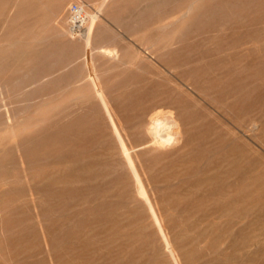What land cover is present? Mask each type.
Segmentation results:
<instances>
[{
    "label": "rangeland",
    "instance_id": "1",
    "mask_svg": "<svg viewBox=\"0 0 264 264\" xmlns=\"http://www.w3.org/2000/svg\"><path fill=\"white\" fill-rule=\"evenodd\" d=\"M9 1L14 3H10L13 4L11 6L14 8L12 11H9V9H13L9 5ZM54 1L56 0H0V11L6 8V10L1 11L2 20L0 18V40L2 39L0 41V57L4 58H0V61L2 60L0 69L3 68L2 72L0 71V82L3 83H0V264H36L37 261V264H264V51H262L264 50V6L262 5L264 1L221 0L219 2L220 0H215L219 3L217 4L214 0H177L178 2H175L176 0H150L148 2H145V0H117L118 2L116 0H107L104 6H101L102 0ZM62 2L66 3L63 9L59 11ZM209 2L210 4H208ZM124 3L125 6H123ZM205 3L210 7H207ZM41 4L46 6L43 7ZM76 6L79 7L80 12L82 9L85 10L84 25L85 22L87 23L89 14H98V25L103 29V36L108 38V41H105L104 44H113L115 42V44L120 45L122 56L128 63L119 65L116 61H100V63L98 61V69L104 85L106 84V88H116L120 92L122 100H125L124 107L130 112V115L136 112L134 114L136 115L135 118H140V121L136 119V122H141L145 118L148 119L149 116L164 113L170 108H176L175 110L179 115L187 117L186 127L189 131L187 135L180 137L173 144L151 151L149 156L144 157L143 164L139 167H134L133 163H127V167L132 168L127 174L124 164H120L119 172L114 176L109 175L102 183L87 182V187H82L79 190H77L76 183L75 191L77 190L76 194L79 197L76 200L68 199V202L66 200L64 201L66 203H64L63 200L67 198L63 197V200H61L62 198L56 195L57 190H53V194L56 195L55 198L50 197L51 199L46 202L47 204L43 203L44 206H42L43 209L46 207L54 209L48 219H46V226L49 229L47 239L51 242L49 246L46 244V237L43 234L37 216L38 208H34L29 200L27 188L23 187L18 193L13 188L11 175L14 172V164L11 162H13L14 158L13 143L15 138L13 136L16 131L13 130V125L10 123L9 118L16 104L20 105L22 119L34 115L39 107L38 95H44L42 97H44L46 108L49 111V122H52L66 114L68 110L75 108V106L82 105L88 97V94L82 93L88 87V83L86 81V72L83 71L85 68L84 66L81 67V57L77 58L76 62L70 63L65 67L63 65L66 64H52L50 62L52 56L68 57L70 53L74 57L73 53L79 55L81 52L80 49L73 50L75 46L77 47V44L68 43V35L64 32V29H69L72 24L73 8ZM106 7L107 9H104ZM118 7H120V11ZM200 7L202 9H200L201 13L200 10L197 11ZM37 8H39L38 11ZM188 8L189 10H187ZM205 8V13H203ZM208 8L209 11H207ZM51 9L53 12L50 11ZM114 10L118 13H113L115 12ZM43 11L45 14H41ZM57 11L58 13H56ZM69 12L73 15L71 16ZM181 13L185 15H180ZM230 13L231 15L228 16ZM5 14H7L6 18H3ZM63 14L65 15L61 16ZM81 14L84 15L83 12ZM48 15H54V18H48ZM40 16H43L44 19L43 21L41 17L39 21V23L43 21L41 22L43 26L37 23ZM222 16L225 18H222ZM230 16L236 19H232ZM217 18H220V20L218 21ZM214 19L217 20L215 21ZM172 21L173 24H170ZM36 23L37 25H35ZM105 23H108V25ZM152 23L153 25H151ZM163 23L167 27H164ZM49 24L52 26L49 27ZM146 24L150 25L146 26ZM186 24L189 27L185 26ZM222 24L224 25L221 28ZM117 25L119 28L121 27V31H125L124 35L123 32L117 33L119 32ZM138 26L143 27L139 29L140 27ZM154 26L157 28H154ZM199 26L202 27L200 28ZM206 26L210 29V34H208L209 31ZM34 27L35 32L32 30ZM159 27L163 29H159ZM151 28L152 30L150 31ZM217 29L219 30L216 31ZM17 31L21 34L20 38L22 37V39L17 35ZM28 32L31 34L24 36ZM109 32L112 33L108 34ZM10 33V37L15 35L16 38H10ZM151 33L154 34L151 35ZM158 33L159 35H157ZM192 35L197 36L194 37ZM36 36L39 37L37 38ZM154 36L155 38H153ZM62 37L66 38L62 39ZM93 37L96 39L97 34H94ZM29 38L30 41L32 39L31 42H28ZM183 38H187L189 45L192 44L190 45L192 49L196 50L197 48L187 60L183 57L179 58V56H171V58L168 55L162 58L157 56L145 58L143 57L144 50L137 47L142 46L144 48L147 44H162L167 41L178 45ZM200 38H204V41L202 42ZM52 39L56 40L52 42ZM117 39L119 41H116ZM154 39L156 40L155 42H153ZM6 40L8 41L7 45H4ZM38 40L42 42H38ZM197 40H200L199 42L203 46L198 45L199 42ZM33 42H38L36 44L37 47ZM23 43H25V46ZM55 43L63 45L60 48L58 44L61 50L58 49ZM206 43L207 45H205ZM219 43L222 45H218ZM18 44H22L21 46L23 47ZM71 44L73 47L70 46ZM193 44L196 47H193ZM16 45L17 48L13 47ZM71 47L72 52H70ZM52 48H55V50ZM45 49L46 54L45 51H41ZM65 49H68V52ZM208 49H212V52ZM60 51L61 53L58 54ZM32 52L35 55L37 53V57L41 55L39 53L45 54L42 57H47V60H40L41 64L35 67L25 65V61L29 58V55H32ZM8 53L10 54L8 55ZM27 54L28 56H26ZM35 55L30 56V58L35 57ZM7 56L9 58H6ZM20 56L22 58L26 57L23 58L25 60L22 61ZM175 59L178 61L175 62ZM48 60L49 64L47 63ZM16 63H18V65H15L17 70L14 69L17 72L13 70ZM40 65L46 66V69ZM75 66L81 71L74 68ZM70 68L72 75H70ZM52 69L53 71L50 72ZM56 70L60 71L57 72ZM28 71L31 73L26 76ZM32 71H34V75L39 71V77L37 75L35 77ZM74 71L77 73L74 74L75 77L73 76ZM239 73L242 74L240 75ZM225 74L227 75L226 77ZM9 76L10 79L13 78L14 80L12 83H10L11 80H8ZM41 76L45 78L42 77V79L40 78ZM17 77L25 78V80L23 79L24 83L20 84L23 82L22 79L20 83L15 82ZM234 78L237 80L235 81ZM51 79L54 81L56 79L55 82L58 85L54 81L51 82ZM71 79L72 82H70ZM214 79H219L220 81H215ZM76 80L79 82H76ZM29 81L30 85L36 82L35 85H32L34 89L28 90V92H26L27 90L23 91L21 87L29 84ZM65 81L67 85L64 84ZM41 82L43 83L41 84ZM213 85L216 86L214 87ZM5 86L7 89H5ZM17 87H19V90ZM227 87L229 92L226 89ZM261 88L262 90L259 92ZM53 92H55L56 96L53 95ZM261 94H263V97H261ZM143 98L144 101L142 100ZM30 99L33 100L30 101ZM254 103L256 104L254 105ZM24 105L25 107H23ZM133 108L134 110L130 111ZM131 118L129 117V119ZM180 118L175 117V122L168 129L174 130L177 126H180ZM168 121H170V118H168ZM104 136L110 143L111 138L107 132ZM182 142L188 144L183 147ZM109 147H111V151H116L113 146L110 145ZM92 148L95 153L101 150L100 147L94 146ZM87 153L90 154L89 151ZM115 157L119 158V155L115 153ZM1 158L4 159L1 160ZM98 159L100 160L96 156L89 158L81 165L82 167H91L93 164L98 163ZM79 167L80 164H76L73 169H79ZM4 177L7 183L2 180ZM151 177L152 179H150ZM117 179L125 181L123 182L125 185L133 186L136 189L142 187L145 196L140 201L131 202L129 199L128 202L127 198H122L120 195L121 187ZM157 181L159 185L156 188L151 190L145 188L147 183ZM81 184L85 186L84 181L78 185L82 186ZM121 198L124 202H120L122 201L120 200ZM150 198L153 201L161 202L160 209H148L151 206ZM178 203L181 205H178ZM64 205V211L62 213L59 212L60 206ZM77 206L83 207L78 208ZM76 207L77 209L73 211ZM170 210L174 213H171ZM68 211H70L69 215L64 213ZM62 214L64 215L62 216ZM139 214L140 219H136ZM106 218L109 219L107 220ZM74 219L75 223L72 222ZM65 222L67 223L65 224ZM69 223L72 225H69ZM4 227H7L8 230L4 231ZM60 228L62 229L60 230ZM141 228L142 233L139 230ZM153 228L159 229L160 236L169 233L171 237L174 233L173 238L178 240L177 244L180 246V250L174 252L177 248H173L167 253L165 252V254L164 251L166 250L159 245L156 229ZM120 229L123 232H119L122 231ZM73 234L75 238H73ZM60 235L61 238L59 237ZM175 236L177 237L175 238ZM52 237L57 240H52ZM69 237H71L69 240L73 239V241H69ZM138 237H141L140 241ZM50 249L54 250L50 251ZM46 252L48 254H45ZM41 254L43 257H41ZM131 255L134 257H131ZM39 257L42 260L41 262ZM61 259L64 260L62 261Z\"/></svg>",
    "mask_w": 264,
    "mask_h": 264
},
{
    "label": "bare ground",
    "instance_id": "2",
    "mask_svg": "<svg viewBox=\"0 0 264 264\" xmlns=\"http://www.w3.org/2000/svg\"><path fill=\"white\" fill-rule=\"evenodd\" d=\"M14 1V0H13ZM17 1V0H16ZM58 1V0H56ZM54 1V2H56ZM74 1V0H73ZM110 1V0H109ZM108 1V2H109ZM112 1V0H111ZM124 1V0H123ZM129 1V0H128ZM127 1V3H128ZM150 0H145V2H148ZM169 1V0H168ZM184 1V0H183ZM215 1V0H214ZM219 1V0H217ZM229 1V0H228ZM252 1V0H251ZM264 1V0H263ZM12 2V1H11ZM9 1V5H13V4H10L11 3ZM21 2V1H20ZM68 2V1H67ZM107 0H102L101 2V6H104L106 4ZM116 2H118L116 0ZM140 2V1H139ZM175 2H178L177 0ZM190 2V1H189ZM197 2V1H196ZM216 2V1H215ZM214 2V3H215ZM221 2V0L219 1ZM253 2V1H252ZM258 2V0L256 1ZM41 3V2H40ZM65 3L66 2H62V4L60 5V8H59V11L60 9H63V7L65 6ZM126 3V2H125ZM125 3L123 6H125ZM182 3V2H180ZM200 4V2H198ZM212 3V2H211ZM217 4H219L218 2H216ZM224 3V2H222ZM236 3V2H235ZM43 4V3H42ZM41 4V5H42ZM52 4V3H51ZM68 4V3H67ZM80 4V3H79ZM100 4V3H98ZM98 4H97V7H98ZM175 4H178V3H175ZM204 4V3H203ZM206 4V3H205ZM210 4V2L208 3ZM132 5V4H131ZM135 5H138V4H135ZM174 5V3H173ZM190 5V4H189ZM193 5V3H192ZM191 5V6H192ZM207 5V4H206ZM241 5V4H240ZM249 5V4H248ZM253 5V4H252ZM264 6V4H262ZM43 7H45L44 5H42ZM40 6V7H42ZM122 6V8H123ZM128 6V5H127ZM179 6V5H177ZM188 6V4H187ZM198 6V5H197ZM216 6V4H215ZM256 6V5H254ZM12 7V6H11ZM10 7V8H11ZM15 7V5H14ZM83 7V6H82ZM85 7V6H84ZM100 7V6H99ZM196 7V6H195ZM199 7V6H198ZM203 7V5H202ZM207 7H210L207 5ZM206 7V8H207ZM219 7V6H218ZM217 7V8H218ZM253 7V6H252ZM259 7V6H257ZM256 7V8H257ZM13 8V7H12ZM109 8V7H108ZM120 7H118V10L120 11L119 9ZM127 8V7H126ZM192 8V7H191ZM194 8V7H193ZM205 9L203 13H205ZM246 8V7H244ZM251 8V7H250ZM46 9V8H45ZM104 9H107L104 8ZM198 9V8H196ZM201 9V7L197 10L199 11ZM213 9V8H211ZM216 9V7H215ZM243 9V8H242ZM252 9V8H251ZM260 9V8H259ZM4 11L6 10V8L4 9H1V11ZM12 11L14 10L13 9H9V11ZM39 10V8H37V11ZM41 10V8H40ZM58 10V9H57ZM71 10V9H70ZM69 10V11H70ZM98 10V9H97ZM101 10V8H100ZM103 10V9H102ZM110 10V9H109ZM117 10V9H116ZM116 10H114L115 12L113 13H118L116 12ZM189 10V8L187 9ZM192 10V9H190ZM195 10V9H194ZM202 10V9H201ZM201 10H200V13H201ZM253 10V9H252ZM1 11H0V18L2 20V17H1ZM8 11V12H9ZM51 12L52 9L50 10ZM123 11V10H122ZM161 11V10H160ZM172 11V10H171ZM193 11V10H192ZM191 11V12H192ZM209 11V8L208 10ZM232 11V10H231ZM7 12V11H6ZM7 12V13H8ZM68 12V11H67ZM85 12L84 9L81 10V12L79 11V15L77 14H74V16H72L73 14H71L72 16V20H71V26L69 27V29H64V32L65 34L68 35V43H72L73 45L77 44V47L75 46V48H73V50L77 49L80 51V54L77 56L76 54H72L76 55L75 59L74 57H72L70 55V53L67 55L68 57H51L52 60L50 61L52 64L54 63H57V64H66V65H63V67L65 66H68L70 63H73V62H76L77 58H82V66H84L85 71L86 72V81L88 83V87L82 91L83 94H88L87 98L84 100L83 104L80 105V106H75V108L71 109V110H68L66 114H64L63 116H61L60 118H58L57 120L55 121H52V122H49V119H50V116H49V111L47 110L46 108V101L44 99V95H38L39 97V107L37 109V112L34 114V115H30L28 116L27 118L25 119H22L21 117V111H20V105H17L15 106V108L13 109V111H11V115H10V123L13 125V130L16 131V133H14V158H13V163L14 164V172L13 174L11 175V178H12V183H13V188L14 190H16V193H18L19 191H21L23 189V187H26L27 188V193L29 195V200L32 202L34 208H38V213H37V216L39 218V222H40V225L42 227V230H43V234L44 236L46 237V244L47 245H51L49 242V240L47 239V235H48V226H46V219H48V216H50V214L54 211V209L52 207H49V208H45L43 209L42 206L43 203L44 204H47L46 202H48L52 197V198H55V196H59L60 198H62L61 200H63V197H66L67 199H64V201L67 200L68 202V199L70 200H76L78 197V195L76 194V191L79 190L80 188L84 187L86 188L87 187V182H95V183H102L105 181V178L109 177V175L111 176H114L116 175L119 170H120V164H124L125 166V172L126 174L128 172H130V170H132V168H129L127 167V163H133L134 167H139L140 165L143 164V160H144V157L145 156H149L150 152L151 151H154V150H158L160 148H162L163 146L165 145H171L173 144L176 140H179L180 137H183L185 135L188 134V131L189 129L186 127V123L188 122L187 120V117H184L183 115H179L177 112H176V108L173 109V108H170L168 111L166 110V112L164 111V113H161V114H156V115H153V116H149L148 119L145 118V120L139 122L140 118L137 119L135 118L136 115H130V112H128V110L124 107V102L125 100H122L121 98V94L120 92H118V90L116 88H112V89H108L106 88V84L104 85L103 83V80L100 76V72H99V69H98V63H100V61H116L118 62L119 65H123V64H126L128 63L125 59H124V56H122V52H121V47L120 45L118 44H115V42L113 44H104L105 41H108L106 37L103 36V29L101 28L100 25H98V14H89L88 15V19H87V23L85 22V25H84V19H85V16L86 14L82 15L81 13ZM98 12V11H96ZM106 12H108L106 10ZM124 12V11H123ZM131 12V10H130ZM143 12V11H142ZM229 12V11H228ZM256 12V11H254ZM4 13V12H3ZM2 13V14H3ZM41 13V12H40ZM45 14V12L43 11L41 14ZM58 13V11L56 12ZM60 13V12H59ZM88 13V12H86ZM101 13V12H100ZM105 13V11H104ZM103 13V14H104ZM111 13V12H110ZM168 13V12H167ZM182 13H186V12H182ZM180 14V15H185V14ZM189 13V11H188ZM194 13V12H192ZM199 13V14H200ZM222 13V12H221ZM9 14H11L9 12ZM40 14V15H41ZM53 14V13H52ZM68 14V13H67ZM106 14V13H105ZM109 14V13H108ZM152 14V13H151ZM191 14V13H190ZM227 14V13H226ZM238 14V12H237ZM260 14V13H259ZM4 15V14H3ZM6 15L3 17V18H6ZM27 15V14H26ZM25 15V16H26ZM54 15H55V11H54ZM54 15L53 16H47L48 18L49 17H53L54 18ZM57 15V14H56ZM59 15V14H58ZM65 14L61 15V16H64ZM145 15V13H144ZM163 15V13H162ZM161 15V16H162ZM196 15V14H195ZM193 15V16H195ZM231 15L228 14V16ZM255 16V14H253ZM252 15V16H253ZM9 16V15H8ZM24 16V15H22ZM82 16V17H81ZM138 16H141V15H138ZM155 16V15H154ZM159 16V17H161ZM189 16V14H188ZM221 16V15H220ZM241 16H242V13H241ZM42 17V20L44 21L43 19V16H40L39 17V20L37 23H39V21L41 20L40 18ZM69 17V15H68ZM102 17V16H101ZM180 17V16H179ZM178 17V18H179ZM192 17V16H191ZM204 17V16H203ZM224 16H222L223 18ZM226 17V15H225ZM224 17V18H225ZM236 17V16H235ZM8 18V17H7ZM37 18V17H36ZM56 18V17H55ZM70 18V17H69ZM68 18V19H69ZM103 18V17H102ZM193 18V17H192ZM194 18H197V17H194ZM221 18V17H220ZM220 18H217L218 21L220 20ZM230 18H232V16H230ZM234 18V17H233ZM232 18V19H233ZM240 18V17H239ZM238 18V19H239ZM19 19V18H18ZM52 19V18H51ZM59 19V18H58ZM107 19V18H106ZM105 19V20H106ZM109 19V17H108ZM143 19V18H142ZM177 19V18H176ZM190 19V18H189ZM216 19V20H217ZM236 19V18H234ZM13 20V19H12ZM110 20V19H109ZM130 20V19H129ZM158 20V19H157ZM215 20V19H214ZM213 20V21H214ZM215 20V21H216ZM222 20V19H221ZM41 21V22H43ZM54 21V20H53ZM113 21V20H112ZM147 21V20H146ZM176 21V20H175ZM198 21V20H197ZM196 21V22H197ZM208 21V20H206ZM258 21V20H257ZM41 22L39 23L41 25ZM81 22V23H80ZM109 23V21H107ZM1 23V21H0ZM5 23H7L5 21ZM21 23V21H20ZM37 23L35 25H37ZM52 23V21H51ZM69 23V22H68ZM104 23V22H103ZM108 23H105L108 25ZM140 23V22H139ZM138 23V24H139ZM155 23V22H154ZM178 23V22H177ZM101 24V23H100ZM104 24V25H105ZM112 24V23H111ZM114 24V23H113ZM137 24V23H136ZM164 24V27H167L165 26V23ZM168 24V23H167ZM170 24H173V21L170 23ZM207 24V23H205ZM18 25V24H17ZM39 25V26H40ZM57 25V23H56ZM70 25V24H69ZM110 25V24H109ZM115 25V24H114ZM150 25V24H148ZM146 24V26H148ZM153 25V23L151 24ZM175 25V24H174ZM173 25V27H174ZM208 25V24H207ZM224 24L221 25V28L223 27ZM264 25V24H263ZM43 26V25H41ZM49 27H51L52 25H48ZM144 26V27H146ZM169 26V25H168ZM184 26V24H183ZM187 27H189V25H185ZM204 26V24H203ZM252 26V25H251ZM37 27V26H36ZM65 27V26H64ZM68 27V26H67ZM66 27V28H67ZM109 27V26H108ZM107 27V28H108ZM117 27V30L119 32L117 33H121L123 31L120 30V28L118 27V25L116 26ZM136 27V26H135ZM140 27V26H138ZM143 26H141L139 29H142ZM156 26H154L155 28ZM186 27V28H187ZM200 28L202 26H199ZM198 27V28H199ZM207 27V26H206ZM39 28V27H38ZM38 28H36L38 30ZM47 28V27H46ZM61 28V27H60ZM130 28V27H128ZM157 28V27H156ZM161 27H159L160 29ZM197 28V29H198ZM208 28V27H207ZM206 28V29H207ZM220 28V26H219ZM21 29V28H20ZM29 29V28H27ZM35 27L32 28L33 32L34 31ZM132 29V28H131ZM130 29V30H131ZM163 29V28H161ZM264 29V28H263ZM7 30V29H5ZM19 30V29H18ZM36 30L37 33H39L38 31ZM54 30V29H53ZM56 30V29H55ZM108 30V29H107ZM110 30V29H109ZM115 31V29H113ZM127 30V29H126ZM152 30V28L150 29V31ZM154 30V29H153ZM194 30V29H193ZM213 29H211L212 31ZM219 29H217L216 31H218ZM252 30V29H251ZM2 31V30H1ZM21 31V30H20ZM111 31V30H110ZM139 31V30H138ZM157 32H159L158 30H156ZM155 31V32H156ZM161 31V30H160ZM198 31V30H197ZM208 34H210V29L208 28ZM214 31V30H213ZM227 31V30H226ZM259 31V30H258ZM257 31V33L259 34V32ZM19 31H17L16 33H18ZM30 32V31H29ZM27 35H24V36H28L29 33ZM32 32V33H33ZM43 32H45L43 30ZM51 32V31H50ZM108 32V31H107ZM125 32V31H124ZM123 32V35L125 34ZM263 32V31H262ZM14 33V34H16ZM24 33V32H22ZM41 33V32H40ZM112 32H109L108 34H111ZM115 33V32H114ZM195 33V32H194ZM193 33V34H194ZM215 33V31H214ZM219 33V32H218ZM225 33V32H224ZM224 33H220V34H224ZM13 34V33H12ZM25 34V33H24ZM34 34V33H33ZM51 34V33H49ZM94 34H97V38L94 39ZM132 34V33H131ZM154 34V33H153ZM151 33V35H153ZM228 34V32H227ZM11 33L9 34V37H10ZM17 35H19V38H20V33H18ZM61 35V34H60ZM114 35H117V34H114ZM159 35V33L157 34ZM207 35V34H206ZM35 36V35H34ZM33 36V37H34ZM99 36V38H98ZM126 36V35H125ZM130 36V35H129ZM194 36V35H192ZM191 36V37H192ZM197 36V35H196ZM194 36V37H196ZM208 36V35H207ZM210 36V35H209ZM212 36V35H211ZM219 36V35H218ZM222 36V35H220ZM225 36V35H224ZM263 36V35H262ZM13 37V35L11 36ZM10 37V38H11ZM30 37V36H29ZM37 37V36H36ZM39 37V36H38ZM37 37V38H38ZM60 37V36H59ZM117 37V36H116ZM179 37V36H178ZM190 37V38H191ZM192 37V38H194ZM199 37V35H198ZM197 37V39H198ZM206 37V36H205ZM204 37V38H205ZM223 37V36H222ZM232 37V36H231ZM5 38V37H4ZM3 38V40L5 41V39ZM13 38H16V36L14 35ZM12 38V39H13ZM27 38V37H26ZM25 38V39H26ZM66 38V37H65ZM62 37V39H65ZM124 38V37H123ZM155 38V36L153 37ZM203 38V39H204ZM211 38V37H210ZM225 38V37H223ZM229 38V37H228ZM258 38V37H257ZM264 38V37H263ZM8 39V38H6ZM18 39V37H17ZM22 39V37L20 38ZM24 39V38H23ZM42 39V38H41ZM202 38H200L201 40ZM201 40L202 42L204 40ZM209 39V38H207ZM262 39V38H261ZM53 40H56V39H52V42ZM59 40V39H58ZM61 40V38H60ZM177 40V39H176ZM191 40V39H189ZM199 40V41H200ZM2 41V39L0 40ZM11 41V40H10ZM30 41V38L28 40V42ZM32 41V39H31ZM30 41V42H31ZM41 41V40H38V42ZM116 41H119V39H117ZM134 41V40H133ZM156 40L154 39L153 42H155ZM197 40V42H199ZM8 41L6 40L5 44L4 45H7ZM37 42V43H38ZM42 42V41H41ZM224 42V41H223ZM222 42V44H223ZM257 43V41H255ZM262 42V41H261ZM19 43V42H18ZM35 43V45L37 44L36 42H33V44ZM63 44V42H61ZM112 43V42H111ZM179 43V42H178ZM194 43V42H192ZM218 43V42H216ZM215 43V44H216ZM255 43V44H256ZM264 43V41H263ZM9 44V43H8ZM11 44V43H10ZM24 46H25V43H23ZM58 44H59V47L62 48V46L64 45H61L60 43H55V45H57L58 47ZM70 45L73 47V45ZM198 44V43H196ZM221 43H219L218 45H220ZM221 44V45H222ZM3 45V46H4ZM19 45V44H18ZM22 44H20L19 46H21ZM39 45V44H38ZM61 45V46H60ZM179 45V46H178ZM178 45H174L173 42H170V41H167V42H164L162 44L160 43H157V44H147L145 45L144 48H147V49H144L142 46H137L139 48H141V50H144V56L145 58H148L149 56L150 57H165L166 55L168 56H179V58L183 57L185 58V60H187V58H189L194 51L197 50H194V48L192 49L190 47V44L188 43V40L187 38H183V40H180V43ZM200 46H203L201 45V42H199ZM207 45V43L205 44ZM220 45V46H221ZM9 46H12V45H9ZM40 46V45H39ZM196 47V45L193 44V47ZM225 46V45H224ZM15 48H17V45L16 46H13ZM12 47V48H13ZM23 47V46H21ZM21 47H18V48H21ZM28 47V46H27ZM33 47V46H31ZM37 47V45H36ZM41 47V46H40ZM52 47V46H50ZM55 47V48H57ZM58 47V49H60ZM67 47V45H66ZM72 47H71V50L70 52H72ZM178 47V48H177ZM232 47V46H231ZM2 48V47H1ZM7 48V47H6ZM55 48H52L55 50ZM199 48V46H198ZM234 48V47H232ZM5 49V48H4ZM11 49V47H10ZM26 49V47H25ZM29 49V48H28ZM57 49V50H58ZM231 49V48H230ZM229 49V50H230ZM12 50V49H11ZM14 50V49H13ZM61 50V49H60ZM67 50L68 52V49H65V51ZM207 50V49H206ZM209 50V49H208ZM212 50V49H211ZM211 50H209L210 52H212ZM214 50V49H213ZM1 51V50H0ZM7 51V50H6ZM41 51H45V54H46V49L45 50H41ZM40 51V52H41ZM59 51V50H58ZM57 51V52H58ZM205 51V50H204ZM264 51V50H262ZM19 52V51H18ZM22 52V51H21ZM30 52V51H29ZM28 52V53H29ZM206 52V51H205ZM204 52V53H205ZM217 52V51H215ZM27 53V52H26ZM61 51L58 53L60 54ZM141 53V52H140ZM202 53V52H201ZM4 54V53H3ZM6 54V52H5ZM4 54V55H5ZM10 53H8L9 55ZM31 54V53H30ZM41 54V55H40ZM44 54V55H45ZM53 54V53H51ZM65 54V53H64ZM67 54V53H66ZM14 55V54H13ZM32 55L34 56L35 54H33L32 52ZM32 55H29V58L25 61V65H30V67H35L36 65H39L41 64L40 63V60H47V57H42L44 56L42 53H39V57H37V53L35 55V57H31ZM49 55V54H48ZM223 55V54H221ZM23 56V55H22ZM28 56V54L26 55ZM195 56V55H194ZM205 56V55H204ZM203 56V57H204ZM4 57V56H3ZM12 57V55H11ZM15 57V56H14ZM21 57V56H20ZM19 57V58H20ZM193 57V56H192ZM1 58V57H0ZM6 58H9V56H7ZM22 58V57H21ZM20 58V59H21ZM23 58H26V57H23ZM23 58L21 59L22 61ZM130 58V57H129ZM128 58V59H129ZM172 58V57H171ZM1 59H4V58H1ZM16 59V57H15ZM14 59V61H16ZM101 59V60H100ZM127 59V60H128ZM152 59V58H151ZM155 59V58H154ZM166 59V58H165ZM9 60V59H7ZM6 60V61H7ZM12 60V59H10ZM19 60V59H18ZM177 62L178 60L175 59ZM2 61V60H1ZM0 61V63H2ZM81 61V60H80ZM99 61V62H98ZM174 61V60H173ZM190 61V60H189ZM49 62V60L47 61V63ZM98 62V63H97ZM202 62V61H201ZM263 62V61H262ZM11 63H14V62H11ZM20 63V62H19ZM182 63V62H181ZM189 63V62H187ZM186 63V64H187ZM49 64V63H48ZM80 64V62H79ZM256 64V63H255ZM264 64V63H263ZM1 65V64H0ZM8 65V64H7ZM6 65V66H7ZM15 65H18V63L14 64V67H13V70H15ZM189 65V64H188ZM5 66V67H6ZM11 66H13L11 64ZM42 66L44 69H46L44 67V65H40ZM56 66V65H55ZM61 66V65H60ZM59 66V67H60ZM73 66V65H72ZM102 66V65H101ZM182 66V65H181ZM187 66V65H185ZM254 66V65H253ZM26 67V66H25ZM58 67V69H60ZM62 67V66H61ZM62 67V68H63ZM2 68V67H1ZM15 68V69H14ZM17 68H20V67H17ZM48 68V66H47ZM74 68H77V66H75ZM73 68V69H74ZM247 68V67H245ZM3 69V68H2ZM2 69H0V71L2 72ZM25 69V68H24ZM30 69V68H29ZM28 69V70H29ZM33 69V68H32ZM36 69V68H35ZM39 69V68H38ZM67 69V68H66ZM66 69H64L66 71ZM83 69V68H82ZM11 70V71H13ZM17 70V69H16ZM15 70V72H17ZM34 70V69H33ZM43 70V69H42ZM63 70V71H64ZM78 70V68H77ZM107 70V68H106ZM243 70V69H242ZM53 71L50 70V72ZM57 71V70H56ZM60 70H58L57 72H59ZM78 71H81V69H79ZM101 71V70H100ZM237 71V70H235ZM234 71V72H235ZM14 72V71H13ZM12 72V73H13ZM36 72V71H35ZM38 72L37 71L36 75L38 76ZM70 72H71V68H70ZM106 72V71H104ZM187 72V71H186ZM247 72V71H246ZM245 72V73H246ZM257 72V71H256ZM260 72V71H259ZM10 73V72H9ZM29 73H31L30 71H28V74H26V76L30 75ZM34 73V71H32V74ZM55 73V72H54ZM62 73V72H61ZM60 73V74H61ZM79 73V72H78ZM189 73H192V72H189ZM195 73V72H193ZM227 73V72H226ZM230 73V72H229ZM233 73V72H232ZM254 73V72H253ZM23 74V73H22ZM42 74V73H41ZM48 74V73H47ZM70 74V73H69ZM68 74V75H69ZM74 74H77L75 71L73 73V76L75 77ZM84 74V73H83ZM240 74V73H239ZM238 74V75H239ZM242 74V73H241ZM240 74V75H241ZM255 74V73H254ZM257 74L259 75V73L257 72ZM256 74V75H257ZM34 75V74H33ZM36 75H34L35 77H37ZM40 75V74H39ZM43 75H46V74H43ZM50 75V73H49ZM48 75V76H49ZM52 75V74H51ZM72 75V72L71 74ZM228 75H231V74H228ZM233 75V74H232ZM237 75V76H238ZM25 76V77H26ZM60 76V75H59ZM81 76V75H79ZM83 76V75H82ZM227 75L225 74V77ZM234 76V75H233ZM236 76V75H235ZM3 77V76H2ZM32 77V76H31ZM39 77V76H38ZM44 76H41L40 78H42ZM47 77V76H46ZM232 77V76H231ZM244 77V76H243ZM1 78V77H0ZM39 78V79H40ZM45 78V77H44ZM56 78V77H54ZM77 78V77H76ZM233 78V77H232ZM238 78V77H237ZM249 78V77H248ZM251 78V77H250ZM260 78V77H259ZM4 79V78H3ZM6 79V78H5ZM17 79L15 82L17 83H20L23 81V79L25 80V78L22 79V77H17L15 78ZM22 79V81H21ZM43 79V78H42ZM41 79V80H42ZM59 79V78H57ZM68 79V78H67ZM73 79V78H72ZM72 79L70 82H72ZM148 79V78H146ZM229 79L231 80L230 76H229ZM240 79V78H239ZM244 79V78H243ZM242 79V80H243ZM246 79V78H245ZM8 80H11L10 83H12L14 80L13 78L10 79V76H9V79ZM29 80V79H28ZM27 80V82H28ZM32 80V78H31ZM82 80V79H81ZM80 80V81H81ZM215 81L216 80H219V79H214ZM235 80V78H234ZM237 80V79H236ZM235 80V81H236ZM33 81H34V78H33ZM54 81L53 79H51V82ZM56 81V79H55ZM54 81V82H55ZM75 81V80H74ZM78 80H76L77 82ZM220 81V80H219ZM4 82V81H3ZM26 82V83H27ZM44 82V81H43ZM41 82V84L43 83ZM79 82V81H78ZM144 82V81H142ZM1 83V82H0ZM24 81L20 84H23ZM47 83V82H46ZM56 83V82H55ZM68 84H70L69 82H67ZM233 83V82H232ZM3 84V83H1ZM34 85L36 84L33 83ZM33 84L30 85V81H29V84H26V85H23V87H21V89L24 91V90H27L26 92H28V90H33L34 87L32 86ZM39 84V83H38ZM65 85L66 84V81L64 83ZM219 84V83H218ZM231 84V83H230ZM30 85V86H29ZM56 85H58L56 83ZM217 85V84H216ZM215 85V86H216ZM221 85V84H220ZM7 86V85H6ZM5 86V89H7ZM21 86V85H20ZM19 86V87H20ZM29 86V87H27ZM55 86V85H54ZM62 86H63V83H62ZM214 86V85H213ZM214 86V87H215ZM2 87V86H1ZM19 87L18 90H19ZM33 87V88H32ZM56 87V86H55ZM66 87V86H64ZM69 88V86H67ZM131 87V86H130ZM133 87V86H132ZM220 87V86H219ZM229 87V85H228ZM228 87L226 88L228 90ZM62 88V87H61ZM67 88V90H68ZM217 88V87H216ZM3 89V90H5ZM10 89V88H9ZM16 89V88H15ZM13 89V90H15ZM63 89V88H62ZM12 90V91H13ZM60 90V89H59ZM66 90V89H65ZM150 90V89H149ZM261 89H259V92H260ZM7 91V90H6ZM17 91V90H16ZM21 91V90H20ZM19 91V92H20ZM256 91V90H255ZM22 92V91H21ZM73 92H74V89H73ZM153 92V91H152ZM151 92V93H152ZM229 92V90H228ZM4 93V92H3ZM6 93V92H5ZM12 93V92H10ZM55 94V92H53ZM61 93V92H60ZM64 93V92H63ZM232 93V92H231ZM239 93V92H238ZM2 94V93H1ZM14 94V93H13ZM17 94V93H16ZM51 94V93H50ZM65 94V93H64ZM138 94V93H137ZM153 94V93H152ZM151 94V96H152ZM161 95H163L162 93H160ZM159 94V95H160ZM241 94V93H240ZM258 94V92H257ZM19 95V94H18ZM21 95V94H20ZM236 95V94H235ZM238 95V94H237ZM263 94H261V97ZM6 96V95H5ZM158 97V95H156ZM3 97V96H2ZM20 97V96H19ZM36 97V98H38ZM75 97V96H74ZM144 97V96H143ZM164 97V96H163ZM260 97V98H261ZM73 98V97H72ZM141 98V97H140ZM156 98V97H154ZM259 98V96H258ZM257 98V99H258ZM4 99V98H3ZM7 99V97H6ZM35 99V98H34ZM51 99V98H50ZM49 99V101H50ZM53 99H55L53 97ZM52 99V100H53ZM71 99V98H70ZM148 99V98H147ZM163 99V98H162ZM263 99V98H262ZM11 100V99H10ZM33 100V99H32ZM30 99V101H32ZM144 101V98L142 99ZM141 100V101H142ZM151 100V99H149ZM148 100V101H149ZM6 101V100H5ZM9 101V100H8ZM27 101V100H25ZM29 101V100H28ZM29 101V102H30ZM147 101V103H148ZM152 101V100H151ZM154 101V99H153ZM36 102V101H35ZM138 102V101H137ZM150 102V101H149ZM5 103V102H4ZM17 103V102H16ZM141 103V102H140ZM145 103V102H144ZM8 104V102H7ZM6 104V105H7ZM32 104V102H31ZM35 105V103H33ZM56 104V103H55ZM139 104V103H138ZM256 103H254L255 105ZM26 105V103H25ZM25 105L23 107H25ZM133 106V105H132ZM140 106V105H139ZM161 106V105H160ZM13 107V106H12ZM152 107V106H151ZM135 108V107H134ZM133 109H129L130 111L134 110ZM141 108V107H140ZM143 108V107H142ZM155 108V106H154ZM147 109V108H146ZM10 110V108H9ZM140 110V109H139ZM138 110V111H139ZM142 110V109H141ZM150 110V109H149ZM154 110V109H153ZM159 110V109H158ZM32 111V110H31ZM137 111V113H138ZM64 112V111H63ZM153 112V111H152ZM148 113V112H147ZM145 114V113H144ZM150 115V113H148ZM147 114V115H148ZM141 115V114H140ZM54 116V115H53ZM146 116V115H145ZM144 116V117H145ZM7 117V116H6ZM5 117V118H6ZM129 117H132L131 119H129ZM175 117H181V121H180V126H177L176 129L174 130H170L168 129L169 126H172V124L175 122ZM143 118V117H142ZM168 118H170V121H168ZM136 119L139 120L138 122H136ZM9 124V123H8ZM107 132V134L110 136V143H108V140L105 139V136L104 134ZM114 147V149L116 151H111V147H109L110 145ZM183 144V147L184 145H187L188 143L186 142H182ZM191 144V143H190ZM100 147V151L98 153H95L93 151V148L92 147ZM128 149V151H127ZM90 152V154H88L87 152ZM115 153H117L119 155V158H116L115 157ZM1 154V153H0ZM7 154V153H6ZM10 154V152H9ZM4 156V155H3ZM99 157L100 160L98 159V163H95L93 164L91 167H87V166H83L81 164H84V162H86L89 158H93V157ZM7 158V157H6ZM4 159V158H3ZM1 158V160H3ZM10 160V159H9ZM97 161V160H96ZM9 162V161H8ZM2 163V162H1ZM4 163L7 164V162L4 161ZM10 164V163H9ZM76 164H80V167L79 169H76L73 167L76 166ZM79 166V165H78ZM12 170V171H13ZM74 170V171H73ZM78 171V172H77ZM7 175V174H6ZM86 176L85 178L82 176ZM82 176V177H81ZM9 178V177H8ZM152 179V177L150 178ZM2 180H4V182L7 183L6 181V178H2ZM118 180V179H117ZM82 181H84V185L80 186L78 184L82 183ZM114 181V180H113ZM123 182L125 181H119L118 180V184L119 186L121 187V191H120V195L122 196V198L125 197V199L127 198L128 202H129V199L130 201H140L142 200V197L145 196V193L141 188L139 189H136L135 187L133 186H130V185H125ZM5 183V184H6ZM76 183H77V190L75 191L76 189ZM112 183V182H111ZM139 183V182H138ZM111 185V184H109ZM159 185L158 181L157 182H150V183H147L146 184V187L148 190H151L153 188H156L157 186ZM102 187V186H101ZM100 187V188H101ZM53 190H57V194L54 195L53 194ZM132 191V192H131ZM92 192V191H91ZM88 195V194H86ZM135 195V196H134ZM81 196V194H80ZM91 196V195H89ZM23 197V196H22ZM101 197V196H100ZM115 197V196H114ZM97 198V197H96ZM119 198V197H118ZM120 199L122 201L120 202H124L123 199ZM17 199V198H16ZM105 199V198H104ZM116 199V198H115ZM114 199V200H115ZM162 199V198H161ZM174 199V197H173ZM20 200V199H19ZM109 197H108V201H109ZM111 200H112V196H111ZM119 200V199H118ZM151 201V206L148 208V209H154V210H157V209H160V203L159 201H153L151 198L149 199ZM39 201H43L42 203ZM99 201V199H98ZM105 201H107L105 199ZM146 201V200H144ZM62 202V203H63ZM100 202V201H99ZM104 202V201H102ZM112 202V201H111ZM115 202V201H114ZM117 202V201H116ZM163 202V201H162ZM169 202V201H168ZM66 203V202H64ZM88 204V203H87ZM86 204V205H87ZM91 204V203H90ZM101 204V203H100ZM180 203H178L179 205ZM23 205V204H22ZM84 205V204H83ZM93 205V204H92ZM91 205V206H92ZM124 205V204H123ZM181 205V204H180ZM25 206V205H24ZM96 206V205H95ZM102 206H103V203H102ZM106 206V204H105ZM122 206V205H121ZM176 206V205H175ZM28 207V206H27ZM64 206H60V208L58 209L59 212H63L64 211ZM78 208L79 207H83V206H77ZM76 208H72L73 211H75ZM120 207V206H119ZM184 207V206H182ZM104 208V207H103ZM175 208V207H174ZM180 208V207H179ZM193 208V207H192ZM190 208V209H192ZM116 209V208H115ZM121 209V207H120ZM119 209V210H120ZM189 209V208H188ZM71 210V209H70ZM113 210V208H112ZM171 210H172V207H171ZM170 210V211H171ZM177 210V209H176ZM174 210V211H176ZM98 211V210H97ZM96 211V212H97ZM122 211V209H121ZM120 211V212H121ZM168 211V210H167ZM178 211H181V210H178ZM106 212V211H105ZM119 212V213H120ZM173 211H171L172 213ZM65 214H70V211H68L67 213L64 212ZM93 213V212H92ZM123 213V212H121ZM168 213V212H167ZM174 213V212H173ZM60 214V213H59ZM68 214V215H69ZM83 214V213H82ZM85 214V213H84ZM64 214H62L63 216ZM80 215V214H78ZM176 215V214H175ZM82 216V215H81ZM87 216V215H85ZM132 216V215H130ZM136 216V215H134ZM174 216V215H173ZM184 216V214H183ZM55 217V216H54ZM59 217V216H58ZM66 217V216H64ZM88 217V216H87ZM104 217V216H103ZM109 217V216H108ZM119 217V216H118ZM125 217V216H123ZM178 217V216H177ZM56 218V217H55ZM76 218H78L76 216ZM134 218V217H133ZM169 218V217H168ZM176 218V217H175ZM107 219V218H106ZM109 219V218H108ZM107 219V220H108ZM120 219V218H119ZM131 219V218H130ZM129 219V220H130ZM136 219H140V214H139V217L136 218ZM135 219V221H136ZM174 219V217H173ZM55 220V219H54ZM57 220V219H56ZM78 220V219H77ZM132 220V219H131ZM70 221V220H69ZM91 221V220H90ZM75 223V219L74 221H72ZM70 222V223H72ZM116 222V221H115ZM132 222V221H131ZM138 222V221H137ZM67 222H65L66 224ZM69 225H72L70 224ZM89 223V222H88ZM101 223V222H100ZM64 224V225H65ZM134 224V223H133ZM56 225V224H55ZM75 225V224H74ZM94 225V224H93ZM58 226V224H57ZM68 226V224H67ZM91 226V225H90ZM106 226V225H104ZM137 226V225H136ZM155 226V225H154ZM50 227V226H49ZM60 227V226H59ZM65 227V226H64ZM76 227V225H75ZM133 227V226H132ZM130 227V228H132ZM135 227V226H134ZM82 228V227H81ZM121 228V227H119ZM129 228V229H130ZM62 228H60L61 230ZM103 229V228H102ZM153 229H156V235H158L157 237L159 238V245L163 246V249H165L166 251H164V253L168 252L169 250L173 249V248H177L174 252H177L180 250V246H178L177 242L178 240H175L173 238V235L174 233L171 235L170 237V234L169 233H165V235H163V233H161L163 236H160V233H159V229L158 228H153ZM4 231H7V227H4L3 228ZM58 230V229H57ZM118 230V228H117ZM116 230V232H117ZM122 230V229H120ZM131 230V229H130ZM138 230V229H137ZM141 230V233H142V228L139 229ZM31 231V230H30ZM38 232V231H37ZM119 232H123L122 231H119ZM138 232V231H137ZM74 233V232H73ZM76 233V232H75ZM131 233V232H130ZM159 233V234H157ZM92 234V233H90ZM114 234V233H113ZM115 235V234H114ZM131 235V234H129ZM63 236V235H62ZM74 236V234H73ZM91 236V235H90ZM136 236V235H135ZM178 236V235H177ZM175 236V238L177 237ZM54 237V236H53ZM51 238L52 240L53 239H56V238ZM61 238V235L59 236ZM64 237V236H63ZM62 237V238H63ZM5 238V237H4ZM50 238V237H49ZM71 237L68 238V240L70 239ZM75 238V236L73 237ZM97 238V237H96ZM137 238V237H136ZM140 238L141 237H138L139 241H140ZM147 238V237H146ZM171 238V239H170ZM170 239V240H169ZM179 239V238H178ZM182 239V238H181ZM57 240V239H56ZM55 240V241H56ZM73 241V239H71ZM69 240V241H71ZM87 240V239H86ZM95 240V239H94ZM180 240V239H179ZM51 241V240H50ZM64 241V240H63ZM62 241V242H63ZM67 241V239H66ZM90 241V240H89ZM142 241V240H141ZM61 242V244H63ZM102 242V241H101ZM60 243V242H59ZM149 243V242H148ZM8 245V244H7ZM118 245V244H117ZM129 246V245H127ZM48 248V247H47ZM52 248H55V247H52ZM57 249V248H56ZM39 250V249H38ZM48 250V249H47ZM52 249H50L51 251ZM54 250V249H53ZM52 250V251H53ZM59 250V248H58ZM49 251V250H48ZM47 251V252H48ZM45 253V254H48V253ZM104 252V251H103ZM11 253V252H10ZM24 253V252H23ZM41 253V252H40ZM39 253V254H40ZM44 253V252H43ZM42 253V254H43ZM165 253V254H166ZM41 254V257H43ZM44 254V255H45ZM101 254V253H100ZM104 254V253H102ZM134 255V254H133ZM133 255H131V257H134ZM47 256V255H45ZM44 256V257H45ZM169 256V255H168ZM6 257V256H5ZM24 257V256H23ZM62 257V256H61ZM8 258V257H7ZM121 258V257H120ZM130 258V257H129ZM40 259V262L42 261L41 258L39 257ZM43 259V258H42ZM95 259V258H93ZM62 260V259H61ZM64 260V259H63ZM62 260V261H63ZM36 261H37V258H36ZM124 262V260H122ZM127 261V260H126ZM22 262V261H21ZM35 262V261H34ZM39 262V263H40ZM25 263V262H23ZM38 263V261H37ZM36 263V264H37ZM94 263V261H93ZM97 263V261H96ZM109 263V262H108ZM120 263V262H119ZM98 264V263H97Z\"/></svg>",
    "mask_w": 264,
    "mask_h": 264
},
{
    "label": "built area",
    "instance_id": "3",
    "mask_svg": "<svg viewBox=\"0 0 264 264\" xmlns=\"http://www.w3.org/2000/svg\"><path fill=\"white\" fill-rule=\"evenodd\" d=\"M79 11H80V9H79L78 6H76V7L73 8V14L79 15Z\"/></svg>",
    "mask_w": 264,
    "mask_h": 264
}]
</instances>
